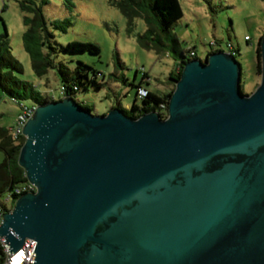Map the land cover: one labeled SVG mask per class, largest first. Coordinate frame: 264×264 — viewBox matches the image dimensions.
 <instances>
[{
	"label": "water",
	"instance_id": "1",
	"mask_svg": "<svg viewBox=\"0 0 264 264\" xmlns=\"http://www.w3.org/2000/svg\"><path fill=\"white\" fill-rule=\"evenodd\" d=\"M260 82L227 51L185 62L167 115L36 105L17 163L35 191L0 224L29 264H264V34Z\"/></svg>",
	"mask_w": 264,
	"mask_h": 264
},
{
	"label": "rangeland",
	"instance_id": "2",
	"mask_svg": "<svg viewBox=\"0 0 264 264\" xmlns=\"http://www.w3.org/2000/svg\"><path fill=\"white\" fill-rule=\"evenodd\" d=\"M20 0H0V33L5 30L14 58L22 65V80L32 83L38 90L55 101L63 96L55 71L38 77L31 68L28 55L23 50L22 34L27 27L24 17L32 13L22 12ZM41 6L47 23L69 20L71 26L66 32L53 30L59 46L70 42L93 43L99 55L86 53L57 52L55 62L66 63L73 68L78 61L87 64L103 75L104 86L99 91L76 95V100H85L93 106V114L106 113L116 100L128 108L141 83L150 92L162 95L172 88L169 73L174 71L175 56L158 49L156 34L150 30L152 24L136 17L132 22L124 16L118 6L110 0H33ZM118 1V0H115ZM182 18L173 27L183 51H192L203 61L212 51L210 44L217 43V49L228 51L229 45L237 51L236 60L241 68V85L246 94L255 90L260 82L256 73V47L264 34V0H178ZM153 21L151 19L149 22ZM154 22V21H153ZM248 36L249 42L244 38ZM166 49V48H165ZM143 75L146 77L143 78ZM24 105L31 102L23 101ZM140 105V100H136ZM17 104L8 97H0V127L10 128L20 113ZM0 153V158H1ZM7 194L0 197L5 203ZM13 205L12 200L6 203Z\"/></svg>",
	"mask_w": 264,
	"mask_h": 264
},
{
	"label": "trees",
	"instance_id": "3",
	"mask_svg": "<svg viewBox=\"0 0 264 264\" xmlns=\"http://www.w3.org/2000/svg\"><path fill=\"white\" fill-rule=\"evenodd\" d=\"M17 2L22 12L32 13L33 15L32 18L24 17L23 23L27 29L22 34V47L30 59L33 72L38 77H42L49 70L55 71L60 84L61 95H69L75 100L76 95L79 93L85 94L91 90L99 91L104 86L101 80L103 75L100 72L95 71L92 67L80 61L73 68H69L66 63L54 61V57L59 51L64 53L88 52L93 55H99V47L93 43L81 42H70L64 47L59 46L55 41L52 31L59 30L66 32L71 26V22L63 20L47 23L41 6H36L33 0H20ZM110 5L118 6L122 14L130 22L134 18L139 17L153 25L150 27V30L154 31L157 36L156 38H158V49L167 51L169 54L172 53L175 56V68L177 71L176 73L174 71L169 73V80L171 82L179 78L185 62L197 58L194 52L188 51L186 53L181 49L179 41L172 32L175 23L183 16L178 0H110ZM151 19L154 22H149ZM244 40L245 42H249L250 38L245 36ZM260 41L261 37L256 47L257 75H260L261 66ZM210 46L213 48L210 53L221 51L217 49L216 42H212ZM228 48L230 53L236 58L238 52L233 49L232 45H229ZM22 74L23 67L12 55L8 35L5 30L4 33H0V97H8L10 102L17 104L21 111L24 108L28 109L36 105L46 104L49 101H55L53 96L48 97L46 94L43 95L32 83L22 80L20 78ZM145 77L143 75V78ZM133 87L136 89V92L132 104L128 108H125L118 103V106L127 116L137 118L144 113L156 111L162 118L166 117L168 98L173 91L174 84L171 89L162 95L148 91L142 87L141 83ZM139 90H145L146 96L140 99L137 95ZM240 90L242 94L246 95L241 82ZM137 99L140 100V105L136 104ZM23 101H29L31 104L24 105L21 103ZM76 102L81 104L83 108L93 112V106L89 105L87 101L76 100ZM14 123L8 129L0 127V153L2 154L0 158V197L5 193L8 196L17 187L26 183L25 173L17 163L18 154L25 139H13L11 129ZM0 206L8 209L6 202ZM3 259L4 252L0 243V264H2Z\"/></svg>",
	"mask_w": 264,
	"mask_h": 264
},
{
	"label": "built area",
	"instance_id": "4",
	"mask_svg": "<svg viewBox=\"0 0 264 264\" xmlns=\"http://www.w3.org/2000/svg\"><path fill=\"white\" fill-rule=\"evenodd\" d=\"M227 52L230 53L229 50ZM137 95L141 99L146 96V91L139 90ZM33 111L34 107L28 109L24 108L23 111H21L20 114L17 115L14 126L11 129V135L14 140H20L21 138H24L22 134V129L25 123L32 118ZM32 191H35V188L26 180V183L24 185L17 187L13 193H9V195L5 199V202H9L12 196H18L20 194ZM11 210L12 206L8 207V209H5L0 206V224L2 222L3 214L5 212H10ZM0 243L4 252V259L2 261V264H29L34 249L33 241L26 240L23 247L12 255H10L9 249L7 245L4 244L3 240L0 239ZM21 251H23L24 255L23 257H18V253H20Z\"/></svg>",
	"mask_w": 264,
	"mask_h": 264
},
{
	"label": "crops",
	"instance_id": "5",
	"mask_svg": "<svg viewBox=\"0 0 264 264\" xmlns=\"http://www.w3.org/2000/svg\"><path fill=\"white\" fill-rule=\"evenodd\" d=\"M118 103L121 105V103H120L119 101L116 100V104L114 103V105H112V107L114 108L115 106L118 105ZM112 107H110V109H111ZM125 108H126V107H125ZM103 114H105V113H103ZM98 115H99V114H98Z\"/></svg>",
	"mask_w": 264,
	"mask_h": 264
},
{
	"label": "clouds",
	"instance_id": "6",
	"mask_svg": "<svg viewBox=\"0 0 264 264\" xmlns=\"http://www.w3.org/2000/svg\"><path fill=\"white\" fill-rule=\"evenodd\" d=\"M24 253L23 251H21L20 253H18V257H23Z\"/></svg>",
	"mask_w": 264,
	"mask_h": 264
}]
</instances>
